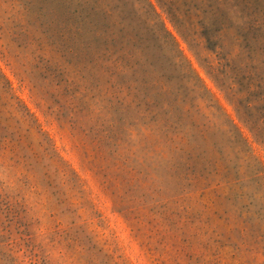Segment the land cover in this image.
<instances>
[{
    "label": "rangeland",
    "instance_id": "obj_1",
    "mask_svg": "<svg viewBox=\"0 0 264 264\" xmlns=\"http://www.w3.org/2000/svg\"><path fill=\"white\" fill-rule=\"evenodd\" d=\"M234 4L0 0V264H264V46Z\"/></svg>",
    "mask_w": 264,
    "mask_h": 264
},
{
    "label": "trees",
    "instance_id": "obj_2",
    "mask_svg": "<svg viewBox=\"0 0 264 264\" xmlns=\"http://www.w3.org/2000/svg\"><path fill=\"white\" fill-rule=\"evenodd\" d=\"M233 7L237 10V14H240L241 20L246 22L244 25L252 30L251 39L257 40L258 44H263L264 46V0H235ZM163 29L166 36L170 37L174 41V38L164 24ZM235 40H237V38H235ZM137 42H139L138 39ZM246 44L247 43H245V46ZM245 52L249 53V50H245ZM249 56L250 54L246 55V57ZM249 60L252 64H254L255 68L260 65V63L254 61V59L249 58ZM245 64L246 62H244V65ZM251 76L252 72L250 71L245 77L250 78ZM255 84L258 83H255V81L251 79L250 85L256 86Z\"/></svg>",
    "mask_w": 264,
    "mask_h": 264
}]
</instances>
